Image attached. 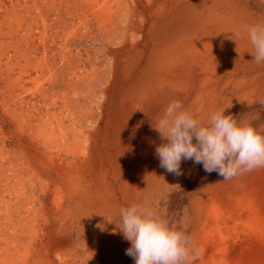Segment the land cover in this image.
Returning <instances> with one entry per match:
<instances>
[{
    "label": "bare ground",
    "instance_id": "bare-ground-1",
    "mask_svg": "<svg viewBox=\"0 0 264 264\" xmlns=\"http://www.w3.org/2000/svg\"><path fill=\"white\" fill-rule=\"evenodd\" d=\"M113 1L9 0L7 6L0 0V36L8 40L0 44V65L5 62L12 88L31 85L26 90L32 97L40 94L53 108L60 103V113L86 81L88 101L97 100L98 112L88 107L68 135L53 127L58 116L50 114L44 123L46 145H55L60 158L53 160L56 170L73 179L69 194L59 187L53 191L52 215L58 217L68 199L71 213L80 214L82 232H120L121 208L140 204L157 184L197 171L198 164L189 160H182L181 175L160 167L155 148L165 141L154 127L170 102L181 101L204 124L220 108L229 107L228 115L254 104L264 76V64L252 61L247 32L264 22L244 2L125 0L116 7ZM61 158L71 161L61 163ZM241 176L244 191L234 189L238 177H222L213 186L202 184L190 205L194 227L203 234L191 264H264V201L248 190L256 180L251 173ZM40 192L47 199V190ZM46 216L49 209L43 210ZM10 236L1 239L4 264H30L27 233Z\"/></svg>",
    "mask_w": 264,
    "mask_h": 264
},
{
    "label": "rangeland",
    "instance_id": "rangeland-1",
    "mask_svg": "<svg viewBox=\"0 0 264 264\" xmlns=\"http://www.w3.org/2000/svg\"><path fill=\"white\" fill-rule=\"evenodd\" d=\"M2 1L4 2L5 5L7 6L10 5L9 0H2ZM21 1L24 3V1L27 0H21ZM239 1L245 3L244 7H249L247 9L250 10V12L255 16L258 22L259 20L264 22V0H250V1L239 0ZM113 2L115 3L116 7H119L122 4H125L126 1L114 0ZM25 17L29 19V22L31 21L29 16H25ZM24 27L26 28V26ZM4 37L0 36V44L2 42H8V40H4L5 39ZM1 53L2 52L0 50V57L2 56ZM4 63L5 62L3 61V63H1L0 65V161H1L0 162V171H1L0 172V177H1L0 178V193H1L0 194L1 197L0 198V210H1L0 232H5L3 234L5 236L0 237V242H1L0 253H2L1 248L5 246L3 240L6 239L12 240V237L10 236L12 232L13 233L26 232L29 239L26 244L28 246L27 247V255L29 260L28 263L30 264H35L36 262H37L36 264H48V263L73 264L74 262H75L74 264H82L81 262H83L84 264H93V263L94 264H135L134 259L131 256L126 255V250L131 245H130V241L124 239L121 232H93V233L82 232L83 230L79 227L80 225L78 224L79 222H81L79 217L80 214L77 212L71 213V210L69 209L68 199L66 201L63 200V203H61L63 204L61 206H63L64 208L61 207L59 216L54 218L52 215L53 196L51 195H53V191L55 190V188L59 187L60 189H62V191L65 192V194L67 193L69 194L73 179L70 173L69 174L65 173L60 175L59 172L56 170L54 161L60 160V158L58 156L55 145L54 147L53 144L46 145L44 138L45 137L44 131H46L45 130L46 128L44 123L47 119L50 118V114L55 115L56 117L58 116L54 121L53 127L56 128L58 134L63 133L68 135L73 129L72 128L73 120L82 119L83 112L84 113L89 112L88 107L92 106L91 108H94V110L96 109V111L98 112L97 102H96L97 100L90 103L87 99L89 95L88 81H86L83 84L84 86L81 85L78 88L77 92L74 90L71 92V94L67 99L68 105L67 108L64 110L65 112L63 111V113H60L61 112V108H60L61 105H59L60 103H58L56 108H53L52 106H49V102L45 103V99L40 94L37 93L32 97L30 93L27 91L32 89L31 85L27 84L24 90H21L19 88L17 89L16 87L12 88V84H10L11 79H8V70L5 67ZM262 75H264V71L262 72ZM17 77H18L17 71H15V73H12V80L17 79ZM263 83H264V76L261 79L260 92L257 98L254 99L255 100L254 104L249 106L246 105L230 114L233 115L234 117H237L238 120H251L253 124L257 127L264 125V84ZM79 93L80 96L77 97V94ZM98 95L99 94H97V96ZM87 102H89V104H87ZM12 103H14L15 105H13ZM78 105L80 106V108ZM48 110L50 111L48 112ZM27 117L30 118L28 119ZM58 119H60L61 121ZM36 123H38L37 126ZM90 125H91L90 121L85 124V126H90ZM23 129H25V131H23ZM261 131L264 132V128H261ZM70 161L71 159L65 160L61 158V163H67ZM14 162L17 163L15 164ZM189 164L192 166L194 162L192 160H189ZM73 171L75 172V170ZM250 173L252 178L256 180H254V183L251 185L253 188L249 186L250 188H248V190L250 193L253 192L254 194H257L264 201V179H263L264 168H259L252 172H249V174ZM194 174L186 177L175 176L171 178V180H167L161 184H157L155 188L150 190V193L147 195L146 198L142 200L140 204L142 206L154 210L159 215L166 218L170 224L177 225L178 227L182 223L186 224L187 233L191 236L194 242V247H196L194 235L197 233L196 230L198 229H195L194 227L195 221L194 219H192L193 216L191 214L190 205L193 203L194 199L198 197V194H200V189L202 188V184L208 183L210 184V186H213L222 177H220L215 171H213L212 173L205 172L202 164L197 165V171ZM59 177L61 180H58ZM196 180H198V182ZM243 182H245L244 176L238 177L237 184L234 187L236 192L240 193L246 189L245 185L247 183L243 184ZM42 188L44 190H47V192L50 194V195L47 194L48 195L47 199H44L42 193L40 192V189ZM13 191L15 192V194ZM6 192L8 194H5ZM6 195H10V196H6ZM3 199L5 200V202ZM44 209L45 210L49 209V216H46L49 218L43 217ZM26 212H28V214ZM12 213H14V216L16 218L13 217ZM40 217L41 220H39ZM26 220L28 221L26 222ZM118 224L120 226L121 222H119ZM201 238H202V234H201ZM97 240H99V242ZM113 249L114 251H112ZM34 251H37V253ZM4 256L5 255H3V253L0 255V260H1L0 264H4L3 262ZM84 260L86 262L90 260V263L89 262L86 263Z\"/></svg>",
    "mask_w": 264,
    "mask_h": 264
},
{
    "label": "clouds",
    "instance_id": "clouds-1",
    "mask_svg": "<svg viewBox=\"0 0 264 264\" xmlns=\"http://www.w3.org/2000/svg\"><path fill=\"white\" fill-rule=\"evenodd\" d=\"M247 32L254 49L252 61L264 64V25H253ZM227 108L216 110L202 124L181 101L170 102L154 127L165 141L155 148L160 167L181 175L182 160H192L202 164L207 173L217 172L223 181L264 168V125L257 127L251 120L225 115ZM120 216L119 230L131 245L126 255L135 264H190L195 258L186 224H170L154 210L136 203L121 208Z\"/></svg>",
    "mask_w": 264,
    "mask_h": 264
},
{
    "label": "crops",
    "instance_id": "crops-1",
    "mask_svg": "<svg viewBox=\"0 0 264 264\" xmlns=\"http://www.w3.org/2000/svg\"><path fill=\"white\" fill-rule=\"evenodd\" d=\"M198 233H200V234H198ZM201 232H197V234H195L194 236H195V242H197L196 240H197V237H201ZM202 236H203V234H202ZM196 245H197V243H196ZM195 249H196V247H195Z\"/></svg>",
    "mask_w": 264,
    "mask_h": 264
}]
</instances>
